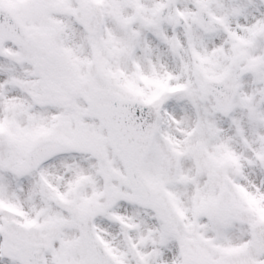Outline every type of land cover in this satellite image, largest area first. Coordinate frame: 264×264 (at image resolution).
Returning a JSON list of instances; mask_svg holds the SVG:
<instances>
[{
    "label": "snow or ice",
    "instance_id": "obj_1",
    "mask_svg": "<svg viewBox=\"0 0 264 264\" xmlns=\"http://www.w3.org/2000/svg\"><path fill=\"white\" fill-rule=\"evenodd\" d=\"M0 264H264V0H0Z\"/></svg>",
    "mask_w": 264,
    "mask_h": 264
}]
</instances>
